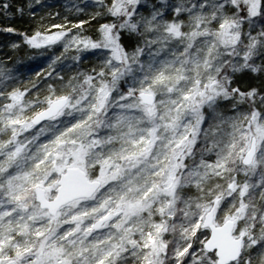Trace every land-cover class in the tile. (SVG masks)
<instances>
[{
  "label": "snow or ice",
  "instance_id": "1",
  "mask_svg": "<svg viewBox=\"0 0 264 264\" xmlns=\"http://www.w3.org/2000/svg\"><path fill=\"white\" fill-rule=\"evenodd\" d=\"M53 7L0 0V264H264V0Z\"/></svg>",
  "mask_w": 264,
  "mask_h": 264
},
{
  "label": "trees",
  "instance_id": "2",
  "mask_svg": "<svg viewBox=\"0 0 264 264\" xmlns=\"http://www.w3.org/2000/svg\"><path fill=\"white\" fill-rule=\"evenodd\" d=\"M71 2L72 0H47V3L54 5V7L48 9V11H51V12L58 11L62 15H65L66 13H65L64 5L69 4ZM16 27L24 28V27H27V25L22 22H18L16 24ZM3 40H4V36L0 35V43H2ZM18 59H19V63L17 64V67L21 68L22 73H23L21 75V79L26 82L29 78L35 79V71H39L45 66L43 61L46 58L39 57V56L32 58V57L25 55L24 53H21ZM30 68L33 69L34 71H29Z\"/></svg>",
  "mask_w": 264,
  "mask_h": 264
}]
</instances>
